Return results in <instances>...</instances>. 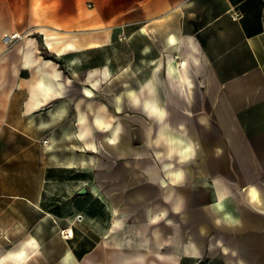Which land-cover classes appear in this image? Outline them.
Returning a JSON list of instances; mask_svg holds the SVG:
<instances>
[{"label":"crops","instance_id":"obj_1","mask_svg":"<svg viewBox=\"0 0 264 264\" xmlns=\"http://www.w3.org/2000/svg\"><path fill=\"white\" fill-rule=\"evenodd\" d=\"M0 79V264H264V0H0Z\"/></svg>","mask_w":264,"mask_h":264},{"label":"rangeland","instance_id":"obj_2","mask_svg":"<svg viewBox=\"0 0 264 264\" xmlns=\"http://www.w3.org/2000/svg\"><path fill=\"white\" fill-rule=\"evenodd\" d=\"M15 43V41L13 40L10 44L7 45H13ZM44 52V56H47V52L46 50L43 51ZM1 80V79H0ZM4 91L0 90V100L2 98ZM2 126V125H1ZM28 134H33V131L28 127L27 123H23V129H22V134H19L18 132L14 131V130H8V131H3L0 130V145H7V146H20V145H31L34 144V140L30 139L27 137ZM33 156V155H31ZM47 200V199H46ZM68 203L66 202H56V201H50L49 198L47 201H44V205L47 206V208H55L58 209L60 212H66L67 210V205ZM31 208H27V215H32V211L30 210ZM45 223L49 224V218H47L46 220H44ZM0 225H2V219L0 218ZM67 233H65L63 231V233L60 236H57L56 234H53L52 237H54L55 239L52 241L53 244H56L57 238L56 237H70L71 235H66ZM88 235V234H87ZM93 237H95L94 235H92ZM80 238L83 237L82 234H80L78 236ZM82 241V239H80V242ZM58 246H60V248H62V245L60 242H58ZM82 252V251H80ZM65 254V251H64ZM63 256V255H62Z\"/></svg>","mask_w":264,"mask_h":264},{"label":"bare ground","instance_id":"obj_3","mask_svg":"<svg viewBox=\"0 0 264 264\" xmlns=\"http://www.w3.org/2000/svg\"><path fill=\"white\" fill-rule=\"evenodd\" d=\"M18 36L20 37V35ZM45 45L50 51L55 52L58 56L65 55L71 49H76L75 43H73L72 40L66 41L63 37H60L57 33H52V32H47L45 34ZM26 55H30V54H26ZM41 87H42L41 92H43L44 94L50 92V88L47 87V85L44 82L41 83ZM65 233L71 235V229H68V231H66ZM157 251L161 253L160 250ZM71 257H72L71 252H68L65 261H67Z\"/></svg>","mask_w":264,"mask_h":264},{"label":"built area","instance_id":"obj_4","mask_svg":"<svg viewBox=\"0 0 264 264\" xmlns=\"http://www.w3.org/2000/svg\"><path fill=\"white\" fill-rule=\"evenodd\" d=\"M230 16L233 20H239L242 16H241V13L237 10H233L230 12ZM17 38L19 37L18 35L16 36ZM3 42L6 43V44H10L13 40L12 37L8 36V35H5L3 36ZM67 235V234H66Z\"/></svg>","mask_w":264,"mask_h":264},{"label":"water","instance_id":"obj_5","mask_svg":"<svg viewBox=\"0 0 264 264\" xmlns=\"http://www.w3.org/2000/svg\"><path fill=\"white\" fill-rule=\"evenodd\" d=\"M86 191L84 189L80 190L79 194H84Z\"/></svg>","mask_w":264,"mask_h":264}]
</instances>
